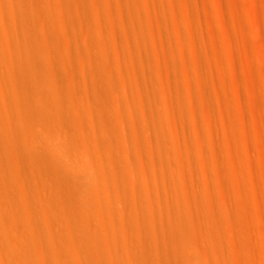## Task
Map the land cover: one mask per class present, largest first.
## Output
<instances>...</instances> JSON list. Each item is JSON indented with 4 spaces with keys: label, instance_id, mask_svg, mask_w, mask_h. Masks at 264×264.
I'll return each instance as SVG.
<instances>
[{
    "label": "bare ground",
    "instance_id": "6f19581e",
    "mask_svg": "<svg viewBox=\"0 0 264 264\" xmlns=\"http://www.w3.org/2000/svg\"><path fill=\"white\" fill-rule=\"evenodd\" d=\"M18 2L0 4V264H264V44L256 69L238 0Z\"/></svg>",
    "mask_w": 264,
    "mask_h": 264
},
{
    "label": "rangeland",
    "instance_id": "374dc122",
    "mask_svg": "<svg viewBox=\"0 0 264 264\" xmlns=\"http://www.w3.org/2000/svg\"><path fill=\"white\" fill-rule=\"evenodd\" d=\"M4 1L5 0H0V4L3 5ZM176 1L178 3L181 0H176ZM186 2L188 3V5L192 9V11L196 12L197 9L195 8V6L191 2V0H186ZM238 2L241 6H243V8H244L243 12L246 9V11H247L246 13H248L247 14L248 17H247L246 13L244 12V15L246 17L245 16L243 17V23H242L243 24L242 29H243V33L245 36V40L247 42V49H248V51L246 52V54H247L246 56L253 62L254 67L257 69V68L262 67V65H260L259 62L256 60L254 50H257L256 48L260 49L261 45L264 44V37H263L264 36V23H263V18H262L263 13H264V0H238ZM22 3H23V0H20V2H18V5L20 6V4H22ZM160 4L163 7V14L165 16H168L169 13L166 9L167 0H162V2ZM223 11H224L223 12L224 13V20L226 22L225 24L227 27L226 29H228L227 30L228 31V37L231 39L232 44H233L231 51H232V54H234V56H235V65L238 69L237 72H238V75L242 76L241 70H242V65H243L242 63L243 62H242V58H241L242 54L240 53V49L238 48L239 37H238L237 33L234 31V28H233L234 23L232 22L231 16L229 15V11H228V7H227L226 2L223 3ZM197 13L200 17V22L198 23V21H195V25L197 26L198 29L199 28L201 29L203 36L207 37L208 13L203 8H200L199 11H197ZM176 17H177V20L180 21L179 20L180 19L179 14H177ZM249 17H251V20ZM249 20L256 23L258 31L261 34L259 41H255L252 38L251 24H250ZM215 28L219 32V28L218 27H215ZM162 32L164 33V36L166 39L171 38V30L169 27H164ZM257 88L262 93L263 89H262L260 84H258ZM240 103H241L242 110L245 113L246 123L249 127L248 134H249V136H251V131H250L251 118L249 116V110H248L246 87H245V84L242 80L240 82ZM187 133L191 134V131L188 129Z\"/></svg>",
    "mask_w": 264,
    "mask_h": 264
}]
</instances>
